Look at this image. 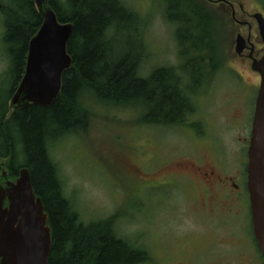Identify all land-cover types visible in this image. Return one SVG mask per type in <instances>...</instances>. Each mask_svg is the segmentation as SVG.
<instances>
[{
    "label": "rangeland",
    "instance_id": "rangeland-1",
    "mask_svg": "<svg viewBox=\"0 0 264 264\" xmlns=\"http://www.w3.org/2000/svg\"><path fill=\"white\" fill-rule=\"evenodd\" d=\"M121 2L138 17L134 33L131 21L123 24V37L125 42L126 35L130 37L124 42L127 49L142 55L140 75L146 77L158 67L181 73L191 102L185 121L175 125L147 123L145 106L106 105L85 94L82 102L90 113L87 129L51 143L50 152L63 193L82 222L113 218L117 236L144 248L163 264L168 244L189 224L198 218L225 217L223 212L233 204L217 199L220 205L203 214L206 210L200 207L208 200L201 196L204 182L193 164L217 167L219 160L228 159L230 170L237 167L236 156L240 148L247 147L250 137L257 79L236 59L234 46L240 26L229 21L230 13L222 5L207 4L215 16L211 14L206 22L208 38L200 51L208 47L211 52L208 49L203 54L210 53L213 60L203 62L193 56L185 60L188 64L182 72L178 26L165 18L164 1ZM259 2L238 0L236 7L241 4L247 11L259 10ZM3 20L0 11V94L6 96L13 80L6 74L9 59L2 42ZM11 96L7 116L13 110ZM192 125L197 131L190 128ZM3 172L7 176V168ZM162 180H167V185L158 186ZM179 189H188L189 194ZM240 217L245 222L248 214Z\"/></svg>",
    "mask_w": 264,
    "mask_h": 264
},
{
    "label": "trees",
    "instance_id": "trees-1",
    "mask_svg": "<svg viewBox=\"0 0 264 264\" xmlns=\"http://www.w3.org/2000/svg\"><path fill=\"white\" fill-rule=\"evenodd\" d=\"M163 1L165 18L178 26L182 72L188 64L185 60L193 56L213 60L210 53L203 54L208 47L200 51L208 38L206 22L211 14L215 16L211 7L202 0ZM48 4L60 22L74 24L67 46L73 64L63 73L61 91L49 107L29 104L7 116V100L22 78L28 42L42 18L33 0H2L6 74L13 82L6 96L0 94V172L7 168V178L15 180L20 168H28L51 227L49 264H136L147 253L116 235L113 218L88 224L80 220L63 193L50 146L87 129L90 113L82 102L85 94L106 105L145 106L147 123H184L191 102L183 77L170 67L140 75L142 55L127 49L130 37L126 35V42L123 37V24L131 21L134 33L138 17L121 0H48Z\"/></svg>",
    "mask_w": 264,
    "mask_h": 264
},
{
    "label": "water",
    "instance_id": "water-1",
    "mask_svg": "<svg viewBox=\"0 0 264 264\" xmlns=\"http://www.w3.org/2000/svg\"><path fill=\"white\" fill-rule=\"evenodd\" d=\"M42 23L28 42L24 73L10 98L11 109L29 104L49 107L59 95L63 73L73 58L67 50L73 33L72 22H60L48 0H33ZM2 0H0V9ZM259 31L263 18L256 13ZM237 36L235 51L244 48ZM260 74L247 148V189L253 233L264 260V56L252 62ZM42 200L36 195L27 167L20 168L15 180L0 181V264H49L51 227Z\"/></svg>",
    "mask_w": 264,
    "mask_h": 264
},
{
    "label": "flooded vegetation",
    "instance_id": "flooded-vegetation-1",
    "mask_svg": "<svg viewBox=\"0 0 264 264\" xmlns=\"http://www.w3.org/2000/svg\"><path fill=\"white\" fill-rule=\"evenodd\" d=\"M202 1L211 5V7L222 5L225 9L227 8L230 13L229 21L240 26L236 38L241 35L245 45L239 54L236 53L234 46V52L237 55L236 59H239L241 64L246 65L255 75L257 86H254L257 87V96L261 77L257 71L253 70L252 62L264 56V28L261 34L254 15L260 13L264 24V0H259V10L254 11L245 10L241 4H239L238 9L236 7L238 0ZM190 128L197 131L194 125ZM248 144L249 140L247 141V147L240 148V152L236 156L238 158L237 167L234 170L229 169L228 159L219 160L217 167L192 163L197 174L204 182V185L200 188L202 191L201 196L208 200V202H203L200 207L201 211L206 210L202 213L206 214L209 211H214L216 209L215 204H219L217 199L233 204L230 207L227 206L223 212L225 217L195 219V222L189 224L186 231L178 236L176 235L177 239L168 244L169 253L163 260V264H264L263 256L253 233L247 189ZM2 175H4V179L7 178L4 172H2ZM4 179H0V181ZM187 181H189L188 178ZM166 183L167 180L158 181V186L167 185ZM179 190L189 194L188 189ZM192 195L195 196V193H192ZM245 212L248 214V219L244 222L240 216ZM239 217L241 218L240 221L236 222ZM245 228L248 229V234L245 233ZM138 249L147 253V250L142 247H138ZM136 264H158V261L153 255L147 253L145 260Z\"/></svg>",
    "mask_w": 264,
    "mask_h": 264
}]
</instances>
